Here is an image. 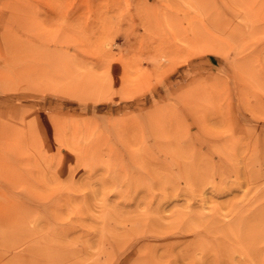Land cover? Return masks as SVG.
<instances>
[{
    "label": "rangeland",
    "instance_id": "1",
    "mask_svg": "<svg viewBox=\"0 0 264 264\" xmlns=\"http://www.w3.org/2000/svg\"><path fill=\"white\" fill-rule=\"evenodd\" d=\"M263 229L264 0H0V264H264Z\"/></svg>",
    "mask_w": 264,
    "mask_h": 264
},
{
    "label": "bare ground",
    "instance_id": "2",
    "mask_svg": "<svg viewBox=\"0 0 264 264\" xmlns=\"http://www.w3.org/2000/svg\"><path fill=\"white\" fill-rule=\"evenodd\" d=\"M261 211H262V210H261ZM242 219H243V218H242ZM245 219H246V218H245ZM242 221H243V220H242ZM238 222H239V221H238ZM247 222H248V221H247ZM261 222H262V220H261ZM213 224H214V223H213ZM260 224H261V223H260ZM262 224H263V223H262ZM262 224H261V225H262ZM255 225H256V224H255ZM246 226H247V225H246ZM254 227H256V226H254ZM214 228H216V227H214ZM261 228H262V227H260V230H261ZM263 230H264V229H263ZM253 231H254V230H253ZM253 231H252V232H253ZM259 233H260V232H259ZM245 234H246V233H245ZM247 236H248V234L246 235V237H247ZM263 242H264V241H263ZM263 242L261 241V243H263ZM255 243H256V242H255ZM263 244H264V243H263ZM261 248H262V247H261ZM263 249H264V248H263ZM250 250H251V249H250ZM261 250H262V249H261Z\"/></svg>",
    "mask_w": 264,
    "mask_h": 264
}]
</instances>
